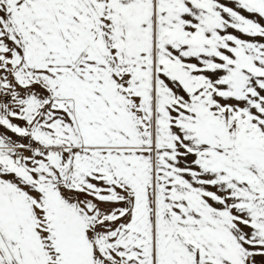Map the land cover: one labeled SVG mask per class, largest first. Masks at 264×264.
Instances as JSON below:
<instances>
[{
  "label": "snow or ice",
  "instance_id": "obj_1",
  "mask_svg": "<svg viewBox=\"0 0 264 264\" xmlns=\"http://www.w3.org/2000/svg\"><path fill=\"white\" fill-rule=\"evenodd\" d=\"M0 264H264V0H0Z\"/></svg>",
  "mask_w": 264,
  "mask_h": 264
}]
</instances>
